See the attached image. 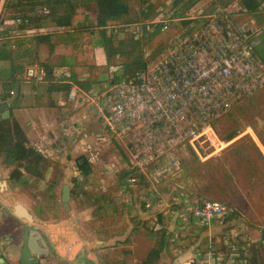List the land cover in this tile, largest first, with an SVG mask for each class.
Instances as JSON below:
<instances>
[{
  "label": "built area",
  "instance_id": "2783aa9c",
  "mask_svg": "<svg viewBox=\"0 0 264 264\" xmlns=\"http://www.w3.org/2000/svg\"><path fill=\"white\" fill-rule=\"evenodd\" d=\"M235 6H193L178 18L164 16L160 11L145 29L141 24H125L123 30L134 28L131 32L136 39L148 36L159 22L163 23L162 31L171 26L170 22L181 27L177 36L168 38L162 51L148 58L143 70L126 80L112 81L104 91L94 94L70 85L68 101H96L111 125L117 141L115 151L125 163L128 188L135 183L134 172L144 175L151 185L165 169L175 171L180 156L187 153L186 147L199 156L201 152L204 156L210 154L205 150L220 144L213 124L233 105L264 87V61L256 54L254 43L257 30L233 21L230 13L237 12L238 7L232 9ZM32 13L46 16L48 11L36 7ZM183 21L187 22L185 27L181 25ZM28 22V18H15L11 23ZM45 76L44 67L33 63L25 67L20 81L43 83ZM13 93L10 90L9 99ZM109 166L113 169L115 163ZM156 190L153 187L151 194H138L143 210L152 203L159 204L161 193ZM158 213L165 223L162 226L167 229L172 224L177 228L172 243L180 236L205 237L200 248L194 246L197 241L191 245L195 251L189 261L194 264H250L244 245L254 243L264 249V227L250 240L228 204L179 192L167 198ZM214 227L225 229L220 238L210 234ZM184 245L179 241L171 249L180 252Z\"/></svg>",
  "mask_w": 264,
  "mask_h": 264
},
{
  "label": "rangeland",
  "instance_id": "374dc122",
  "mask_svg": "<svg viewBox=\"0 0 264 264\" xmlns=\"http://www.w3.org/2000/svg\"><path fill=\"white\" fill-rule=\"evenodd\" d=\"M127 1L129 4L127 17L130 19L139 18L138 13L148 4L151 5V16L157 13V10H162L161 13L164 16H170L171 14L169 5L172 0ZM212 1L202 0L195 5L194 9L207 8L211 6ZM262 6L264 13V3ZM232 9L235 11L237 7H232ZM85 12H88V14H83ZM75 16H79L80 20L85 21L84 28L80 24L72 25L71 21V29H65L60 34L66 36L65 39H72L70 43L77 50L75 53L82 54L80 57L84 60L83 65L87 66L85 62L88 59L90 47L92 48L96 43L94 40L99 38V29L93 24L94 13L92 9L77 10L72 20ZM236 19V22L244 25L245 28L257 30L258 36L254 39L255 51L264 58V38L261 37L264 33V14L259 16V23L253 21L251 16L239 15L236 16ZM180 27L178 23H172L156 38L147 43L143 42L144 45L141 46L140 52L143 55L150 54L161 45H165L168 38L178 35ZM111 28L108 29V34L114 35L115 40L124 41L132 34L131 30H135L131 28L123 31L122 26ZM71 56H74V54ZM125 61L123 57H115L111 60V65L118 68L119 71L121 69L120 65ZM112 67L107 66L100 71L103 79L99 88L104 87L103 89H105L111 84L109 81L113 80L114 74L118 72L111 73L110 68ZM86 71L91 70L88 68ZM110 75H112V78H110ZM95 77L97 78L96 75ZM21 83L20 81L19 84ZM213 129L220 144L215 148L211 146L205 150L210 154L204 156L201 152V156H199L197 152L186 147L187 153H183L179 158L178 167L180 166V171L169 173L172 168L170 170L165 169L161 175L156 176L160 181L154 180L156 182V184L153 183L155 186L152 181L150 185L144 175L134 172L132 174L136 177L135 183L128 188L125 184L126 174H112L104 170L107 168L106 164L102 167L100 163H105L107 159L102 151L97 152L99 158H97V155L95 159L100 167L93 168L89 166L86 175H82L76 169L78 162L76 156L72 155L71 152L66 153L67 157L51 158L44 155L47 153L42 154L38 150L46 158L49 165L45 168L41 178L30 177L22 173L21 176L25 178L24 180L10 179L8 175L4 179L12 192L21 193L28 210L35 217L33 220L35 224L46 221H57V225L65 224V221L68 224L72 222L73 226L76 224L79 237L89 241V246L91 244L94 246L93 252L97 254L96 262L98 264H141V261L145 259L149 252L148 250L155 246L159 237L160 231L155 232L151 229L160 227L159 224H154L157 222L158 217L160 223L165 225L158 211L161 212L164 207L169 192L176 191L175 184L182 185L187 192H194L197 184L200 192H202L201 194L204 195L203 198L228 204L235 212V215L232 216L235 219L239 218L246 228L245 236L253 240L264 226V87L256 91L253 97L238 103V105H233L224 112L219 120L213 124ZM231 130H234L237 134L224 141L223 137ZM110 145L112 148L110 151L111 157L114 160L116 159L115 165L117 163V165L124 166L123 159L115 157L117 153L114 150L116 148L114 139H110ZM66 147H69V145L64 148ZM193 154L197 155L198 158L194 160V157L190 156ZM186 164H190L188 168L200 167V175L186 178V172H184ZM6 166L8 167L7 163L0 157V167ZM11 168L13 167L10 166L7 169L11 170ZM123 169L122 172H125ZM2 178L0 177V179ZM64 182L68 183L71 192H73V194L70 193L67 208H63L60 202L62 189L60 186ZM153 187L161 193V200L159 204L152 203L147 209L143 210L139 203L138 194H151ZM204 187H208V190L202 191L201 189ZM1 188L5 189L6 193L3 197L7 198L8 196L7 202L9 204V199L13 196V193L6 189V185ZM1 207L5 211L0 210V230L8 231V233L13 232L17 236L20 233L18 230L20 221L15 218L13 208L10 209L6 205H0ZM25 223L27 222L25 221ZM167 229L169 233H166L170 235H166L167 241L162 252L164 249L167 251H164L162 256L160 254L156 263L159 262L161 257L168 260L170 252L173 251L171 247L177 245L179 241L181 244L184 241L185 249L196 241L194 246L200 248L205 238L201 234L195 235L194 238L193 236H180L179 238L176 237V241L172 243L170 237L173 238L172 234L176 233L177 228H173L172 224H168ZM58 231V234L65 235L66 233L67 237L72 236V231L69 228L63 229L61 227L58 228ZM223 231H225L224 228L214 227L211 228L210 234L213 237L220 238ZM248 247L249 245H244L247 250ZM98 248L100 250L95 252V249ZM181 250L183 251V249ZM191 250L193 254L195 251L193 247ZM261 260L264 263V258H261ZM37 263L39 264V262Z\"/></svg>",
  "mask_w": 264,
  "mask_h": 264
},
{
  "label": "crops",
  "instance_id": "0c3cea01",
  "mask_svg": "<svg viewBox=\"0 0 264 264\" xmlns=\"http://www.w3.org/2000/svg\"><path fill=\"white\" fill-rule=\"evenodd\" d=\"M4 2L5 0H0V20L7 15L2 8ZM83 14L87 15L88 12ZM84 23L85 21L83 19L80 20L79 16H75L72 20V25L80 24L83 28L85 26ZM9 28V24L6 23L5 20H2L0 23V39L27 37L28 35L36 33L57 34V36H54L53 39L50 40L51 47L44 44L37 45V59H39L40 64H47L54 68L52 76L54 81L58 83L63 82L64 79H66L65 76L69 75L70 77L72 75L79 81L88 80L89 83H91L93 90L92 94L98 91H104V87L99 88V86L102 85L103 79V75L100 71L107 67V60L102 48L97 43H95L92 48L90 47L91 50L85 62L87 64L86 66L83 65L84 60L80 57L82 54L75 53L77 50L74 49L70 43L72 39H65L66 36L60 34L65 29L70 30V27L56 28L48 26L41 29L38 27H31L22 32L10 31ZM94 42H97V40H94ZM72 54H74V56H71ZM4 64L5 63H2L1 65ZM88 68L91 71H86L89 72L87 74L85 70H88ZM95 75L97 78H94ZM67 82L71 86H75L71 81ZM16 86H18L19 95L14 104L7 108V111H9L8 118L15 119L18 124L21 125L26 134L25 137L27 138L28 145L39 150L42 154L47 153L44 155L51 158H58V156H61V158H63V156L67 157L66 153L71 152L72 155L76 156L78 164L85 161L88 167L92 166L93 168L97 166L100 167V164L104 167L106 164L107 168L104 170L108 173H125L122 172L124 166L115 165L113 169L109 166V163H114L116 161L110 154L112 150V142L110 145V139H114L115 144H117V141L114 137L111 125L106 122L96 101L93 102L92 100L83 99V101L72 104V102L68 101V97L64 91L52 93L47 91L46 82L29 84L22 82L21 84L18 83ZM75 108H77V110H73ZM66 145H69V147L64 148ZM101 151L107 160L105 163L98 164V161L96 160V162L95 159L98 155L97 152ZM61 152H63V154H61ZM115 157L122 160V156L120 157L118 153ZM97 158H99V155ZM78 164L76 169L79 171ZM10 166L14 167L13 165L0 167V177H3L0 179V187L6 185L8 191L10 189L4 177L10 172V169H7ZM19 179L24 180L25 178L20 176L18 180ZM4 190V188L0 189V205H6L8 208L12 209L14 204L20 203L28 210L21 193L12 192V190H10L13 196L10 197V203L8 204V196L7 198L3 197L6 193ZM70 193H72L71 188ZM70 213L73 215L72 212ZM31 217V225L39 229L50 251L49 256L42 258L38 257L37 262L41 264H98L96 262L98 258L97 254L93 252L94 246L92 244L89 246V241L79 237V230L76 228V224H74L75 227L72 222L71 225L66 221L65 224L62 225H57V221L38 222V224H35L33 221L35 218L34 215L31 214ZM15 218L20 221V228L18 230L21 233L28 223H25L24 220L17 217ZM61 227L63 229L69 228L70 231H72V236L67 237L66 233L65 235L58 234V228ZM20 233L18 234L19 236H16L13 232L8 233V231L0 230V258L1 256L4 258L3 263L20 264V254L18 252L21 237ZM101 242H103V240H101ZM99 250L100 248L95 249V252ZM164 251L167 250L164 249L163 252ZM191 256L192 250L190 245L187 249L183 248V251L180 253H174V251L170 252V258H168V260H164L161 257L157 264H186Z\"/></svg>",
  "mask_w": 264,
  "mask_h": 264
},
{
  "label": "trees",
  "instance_id": "16d2710c",
  "mask_svg": "<svg viewBox=\"0 0 264 264\" xmlns=\"http://www.w3.org/2000/svg\"><path fill=\"white\" fill-rule=\"evenodd\" d=\"M202 0H172L169 8L171 11L170 18L181 17L185 12H187L191 7L197 5ZM264 0H213L211 6L207 7H226L229 5L237 4L238 10L235 14L230 13L235 22L236 16H251L253 21L257 23L259 16H262L263 10L262 5ZM129 4L127 0H5L2 8L7 13L4 18L0 20H5L9 24L10 31H22L27 30L31 27H38L39 29L44 27H71L72 18L77 10H88L92 9L94 13V25L99 29V38L97 39V44L102 48L104 56L107 60V66L111 65V60L115 57L125 58V62L120 65L121 69L114 74L113 82L119 80H126V78L133 76L135 73L143 70L147 63L148 58H154L160 51L163 50L164 45H161L153 52H150L149 57L143 55L140 52V48L143 42H149L156 38L162 32L163 23H158L157 28L153 30L148 36H142L139 39L134 38L133 34L129 38L124 40H115L116 37L112 34H108V29L110 27L125 26L129 24H141L142 29H145L152 20L157 16V14L162 10H157V13L150 15L151 5H146L138 14L139 18L130 19L129 14ZM39 7L46 8L48 14L46 16H38L32 13L34 8ZM10 13V14H9ZM15 18H28L29 22L27 24L16 25L11 22ZM169 25H172L170 22ZM182 27L187 25V22H181ZM124 31V30H123ZM63 36V34H61ZM57 34H32L27 37H19L14 39H0V101L8 100L10 97V90L13 86H16L20 82V75L24 71L25 67L29 64L40 63L37 59V45L44 44L50 46V40L53 39ZM264 38V33L261 35ZM116 41V43H115ZM261 59L264 58L260 53H257ZM5 63L4 65H1ZM46 70V76L44 82L47 84V91L52 92H62L66 93L68 96L70 84L67 81H71L77 88L83 90L87 94H92L93 90L91 83L89 81H79L76 80L72 75L69 77L65 76L63 82L54 81L53 71L54 68L47 64H40ZM5 67V68H4ZM102 91H98L100 93ZM83 101V99H81ZM77 110V108L73 109ZM72 110V111H73ZM104 112L105 109L103 108ZM237 133L231 130L223 137V140H228L235 136ZM25 132L21 125L13 118H4L0 120V157L7 165L15 166L10 170L8 178L18 179L22 173L28 176H36L41 178L45 168L48 167V162L46 158L34 147L28 145L27 138L25 137ZM197 159V155H190ZM79 172L82 175H86L89 171L88 165L85 161L79 163ZM190 165V164H189ZM188 164L184 167V172H186V178H193L200 175V167L188 168ZM180 167V166H179ZM177 167L175 172L180 171L181 168ZM173 173V174H174ZM176 191H171L167 198L173 197L179 192H186L190 195L202 196L195 185V191H186L182 185L175 184ZM179 189V191H177ZM197 189V190H196ZM202 191L208 190V187L201 189ZM73 194V192H72ZM141 208H143L142 203H140ZM235 212L232 210V215ZM160 218L158 217L157 224L160 225L159 228H151L153 231H160L159 237L155 246L150 248L145 257L141 261V264H157V260L162 252V249L166 244V235L169 233L168 230L161 226ZM167 232V233H166ZM172 238L170 237V240ZM248 260L250 264H256L262 262L261 258H264V249L257 244H250L248 247ZM186 264H194L193 261H188Z\"/></svg>",
  "mask_w": 264,
  "mask_h": 264
},
{
  "label": "water",
  "instance_id": "95a60500",
  "mask_svg": "<svg viewBox=\"0 0 264 264\" xmlns=\"http://www.w3.org/2000/svg\"><path fill=\"white\" fill-rule=\"evenodd\" d=\"M118 71V68H110L111 73H115ZM110 78H112V75H110ZM112 83V80L109 81ZM13 95L8 100H1L0 101V120L5 117H9V111H7V108H9L12 104H14L15 100L17 99L19 92H18V86H13ZM61 204L63 208L68 207V199L70 198V188L68 186V183L64 182L61 185ZM0 210L3 212L5 209L3 207L0 208ZM13 214L15 217L22 219L26 221L28 224L25 226L20 233V244H19V263L20 264H37L38 257H46L50 255L49 248L40 234L39 229L35 228L32 223V217L30 212L22 206L20 203H16L13 206ZM4 262V258L1 256L0 258V264Z\"/></svg>",
  "mask_w": 264,
  "mask_h": 264
}]
</instances>
